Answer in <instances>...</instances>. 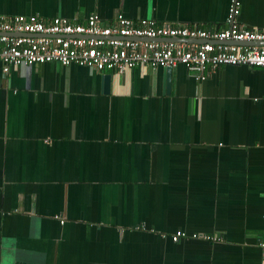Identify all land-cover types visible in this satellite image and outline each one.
I'll use <instances>...</instances> for the list:
<instances>
[{"label": "crops", "instance_id": "obj_1", "mask_svg": "<svg viewBox=\"0 0 264 264\" xmlns=\"http://www.w3.org/2000/svg\"><path fill=\"white\" fill-rule=\"evenodd\" d=\"M239 1L264 31V0ZM229 3L0 0V17L213 32ZM263 216L264 69H0V264H261Z\"/></svg>", "mask_w": 264, "mask_h": 264}, {"label": "built area", "instance_id": "obj_2", "mask_svg": "<svg viewBox=\"0 0 264 264\" xmlns=\"http://www.w3.org/2000/svg\"><path fill=\"white\" fill-rule=\"evenodd\" d=\"M239 7V0H230L227 27L213 32L122 16L111 26H102L95 15L84 24L57 17L46 23L23 16L9 21L0 17V69L7 74L20 66L56 63L107 72L182 65L200 80L221 66L264 69V31L239 27ZM242 42L251 44H236ZM184 237L176 232L171 239L177 242ZM258 247L264 264V228Z\"/></svg>", "mask_w": 264, "mask_h": 264}, {"label": "water", "instance_id": "obj_3", "mask_svg": "<svg viewBox=\"0 0 264 264\" xmlns=\"http://www.w3.org/2000/svg\"><path fill=\"white\" fill-rule=\"evenodd\" d=\"M179 41H182L181 39H179L178 40V42ZM183 41H185V42H188L186 39H184ZM236 44H239V45H246V44H251V43H236ZM255 45H259V43L258 44H256L255 43ZM165 69V75H166V77H167V80H169L170 79V77H171V71H172V68H164ZM103 73V72H102ZM103 77V79L106 81V83H107V81H108V79H109V76L108 75H104V76H102Z\"/></svg>", "mask_w": 264, "mask_h": 264}]
</instances>
